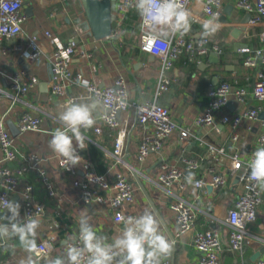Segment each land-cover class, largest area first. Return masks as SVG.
Wrapping results in <instances>:
<instances>
[{"label":"crops","instance_id":"0c3cea01","mask_svg":"<svg viewBox=\"0 0 264 264\" xmlns=\"http://www.w3.org/2000/svg\"><path fill=\"white\" fill-rule=\"evenodd\" d=\"M25 1L29 3V0ZM227 5L231 3L227 1ZM29 7L32 8V16L26 15L27 21L23 25L24 38L27 40L30 35L38 34L45 54L35 64L25 62L13 51L0 56V87L6 90L7 76L21 68H28L29 72L40 80L39 86L24 98V101L9 115L7 121L11 131L10 124L15 125L17 117L23 111H30L43 118L39 132L11 131L18 149L17 159L10 164L11 168L22 167L28 157H36L35 168H30L25 173L22 184L12 196V201L19 202L20 214L24 218L21 191L25 185L32 187L33 200L46 206L45 214L39 219L37 243L49 234L52 235L55 238L54 250L47 257L54 258L63 253L65 243H69L78 233L81 209L87 210L97 233L109 239L116 235L117 229L123 225L113 220L106 205L80 203L79 191L72 185L73 178L59 168L58 159L53 156L48 147L51 133L60 126L56 117L65 103L62 100H50L49 82L52 74L47 57L51 52V46L50 41L44 36V31L52 32L54 37L63 44L74 42L78 49L87 52L86 57L79 55L73 57L74 75L82 73L88 81L101 87L113 85L114 81L121 76L125 80L132 101L154 100L157 73L161 62L158 58L141 51L139 34L142 19L136 12V14L129 13V17L127 16L125 33L121 38L111 36L97 40L88 28L81 0H71L70 3L67 0H30V5L26 8ZM191 7L203 15V8L196 5V0L192 1ZM245 16V13L233 8L221 29L211 37L222 48V53L217 54L218 59L210 54L203 58L202 63L196 64L188 62L187 57L182 56L170 72L174 82L170 90L164 93L158 102L170 109L172 118L179 127L193 135L189 143L182 144L177 131L165 141L160 153H152L144 163H139L137 158L139 147L142 139L150 132V128L137 122L133 109L118 115L120 124L118 129L104 127L100 133H97L93 127L84 133L88 147L85 150H79L82 157V162L77 165L80 177H84L83 169L87 162L92 164L97 174L106 175L112 180L118 173L127 174L135 184V202L130 210L138 215L143 214L146 209L153 211L160 219L162 230L169 238V234L174 235L175 232L170 199L155 182L163 162L184 170L187 184L184 192L186 198L194 199L196 195L200 196L195 230H218L228 240L230 228L224 221L228 211L234 207L237 198L243 193V183L238 176L228 175L226 161H216L207 155L208 145H213L224 148L229 156L239 153L247 158L257 145L260 131L258 121L245 120L236 129L237 140H234V131L221 120L224 115L239 114L248 108L260 107L264 111V101L256 100L251 94L257 70L245 65L248 54L241 51L242 48L247 47L253 53L260 46V28L248 29L242 22ZM133 17L134 19L130 22ZM234 29H240L242 33L234 37ZM200 32V24L193 19L192 31L189 35L200 37ZM20 42L19 37L14 41L5 40L3 45L9 48ZM237 44L240 46H236ZM222 82L245 88L249 94L244 102L237 101L233 96L230 97L228 107L217 114L215 125L198 128L195 119L208 107L209 91ZM42 84L45 85L44 88L41 87ZM66 85L70 97L76 100L86 97L87 92L81 86L71 83ZM6 105V99L0 96V110L5 111ZM119 137L123 140L122 149L117 145ZM120 154L124 162L119 160ZM186 159H203L200 169L196 172L186 170L184 161ZM211 168L227 175L226 187L195 189L194 181ZM41 169L47 173L52 182L57 192L56 197L49 196L39 176ZM133 169L138 173L149 198L135 181ZM189 174L194 177L191 184L186 179ZM150 200L157 208L159 215ZM251 230L254 238L246 244L244 261L247 264H258L264 253H260L264 247V190L263 205L258 209L257 220L251 225ZM27 255L18 244L15 250L0 247V264H21ZM198 260L199 252L193 246V233H189L174 243V249L164 260V264H197ZM223 264H242L241 256L226 250Z\"/></svg>","mask_w":264,"mask_h":264},{"label":"built area","instance_id":"2783aa9c","mask_svg":"<svg viewBox=\"0 0 264 264\" xmlns=\"http://www.w3.org/2000/svg\"><path fill=\"white\" fill-rule=\"evenodd\" d=\"M192 1L184 0V3L192 11L193 19L198 24L213 13L219 16L220 21L227 1L238 11L251 15L250 20L245 25L248 29L260 28V46L253 53L247 47L242 48L241 51L248 54L245 58V65L257 70L251 94L256 100L264 101V0H217L216 3L209 5L207 9L203 8V15H200L191 7ZM205 3H207V0H205ZM27 6L28 3L25 0H0V56L13 51L25 62L35 64L42 59L45 53L38 34L30 35L27 40L24 38L23 25L27 21L25 13ZM134 10V7L129 4V0H116L114 28L111 36L122 37L125 33L127 16ZM220 23L221 25L224 24L221 21ZM148 31V27L141 21L139 47L141 51L158 58L161 62V67L157 73V84L153 101H132L125 80L121 76L114 81L113 85L101 87L94 82L88 81L82 73L74 75L72 71L73 57L75 55L86 57L88 56L87 52L83 49H78L74 42L63 44L54 37L52 32L44 31V36L50 41L51 46V52L47 57L52 74L49 82L50 100H62L66 103L67 100L74 99L69 96L66 83L80 86L79 82L82 80L87 81L89 84V89H85L87 92L86 96L97 93L111 94L116 98L115 102L110 106L112 109L109 113L111 122L98 118V122L94 126V130L97 133H100L104 127L118 129L120 126L118 115L121 112L133 109L137 122L150 128V132L142 139L139 147L137 157L139 163H144L152 153H160L165 141L173 133L179 131L182 144L189 143L193 136L189 131L179 127L172 118L170 109L160 105L158 102L161 96L170 90L174 82L170 72L174 68L176 61L180 57L186 56L188 62L200 64L205 56L213 53L218 55L222 53V48L219 44L213 42L212 38H209L201 45L200 37H194L189 34L183 37L177 35L166 45L153 44L147 35ZM19 37L21 38L20 43H16L9 48L4 47L3 41H14ZM161 49L164 50L163 53ZM7 78V89L4 90L0 87V96L7 101L5 111L0 110V198L12 200V196L22 184L25 173L30 168H35L36 157H28L22 167L11 168L10 164L17 159L18 149L7 121L9 115L24 101V98L39 86L40 80L36 75L31 74L28 68H21L8 75ZM124 94L127 96V104L121 107L118 98ZM248 94L247 89L233 86L228 82H222L213 87L208 93V107L195 119L196 126L205 128L215 125L217 114L228 107L230 97L233 96L237 101L244 102ZM262 112L264 111L260 107L248 108L239 114L224 115L221 119L223 123L228 124L234 131V140H237L236 129L245 120L259 122L260 131L257 145L247 158H244L239 153L229 156L224 148L208 145L209 153L207 156L216 161H226L228 175L238 176L243 183V193L237 198L234 207L228 211L224 221L230 228L228 240L218 230H195L200 196L196 195L194 199L184 196L187 184L183 169L165 162L159 168L155 182L170 199V209L175 223L173 241L177 243L184 235L193 233V246L199 252L197 264H222L223 254L226 250L238 253L241 256L242 264H247L244 261L245 247L247 242L254 238L251 225L256 222L258 209L263 205V190L257 188L254 182L248 180V163L252 153L257 148L264 147V118L260 119ZM42 123V117L30 111H23L17 117L15 126L20 133L28 131L39 132L41 131ZM195 138L199 139L196 136ZM117 145L122 149L123 140L121 137L117 139ZM78 154L81 156L79 150ZM118 158L121 162H124L121 154ZM184 161L186 170L196 172L200 169L203 159H186ZM58 165L64 173L73 178L72 185L79 191L81 204L91 205L97 203L106 205L113 220L120 224H122L121 217L138 215L130 210L135 202V184L127 174L118 173L112 180L106 175L97 174L92 164L87 162L83 169L84 177L81 178L77 165L68 166L61 159H58ZM39 176L49 196L56 197L57 192L47 173L41 169ZM90 176L91 180L89 179ZM226 185L227 175L217 172L213 168L208 169L201 178L194 181L195 189L199 190L209 186L213 189H220L226 187ZM21 196L24 217L28 214H35L41 219L46 212V206L33 200L32 187L30 185L24 186ZM0 211H3V209L0 208ZM2 214L0 213V215ZM77 235L78 233L72 237L69 243H76L75 238ZM54 241L55 238L49 234L48 237L37 243L39 247L38 259L42 261L44 257L53 252ZM258 264H264V253Z\"/></svg>","mask_w":264,"mask_h":264},{"label":"clouds","instance_id":"9594fccd","mask_svg":"<svg viewBox=\"0 0 264 264\" xmlns=\"http://www.w3.org/2000/svg\"><path fill=\"white\" fill-rule=\"evenodd\" d=\"M217 0H196V5L207 9ZM130 6L148 27L147 33L153 44H167L177 35L183 37L192 31L193 13L184 0H129ZM200 44L203 45L222 27L219 16L210 14L200 23ZM163 49L161 52L163 53ZM80 86L89 89L87 81ZM116 98L111 94H93L79 100L69 99L57 114L60 124L51 133L48 147L56 159L66 165H78L82 157L78 150L88 147L85 132L93 128L98 118L110 121L111 105ZM121 107L126 106L127 96L118 98ZM75 142V143H74ZM248 180L264 190V147L257 148L248 163ZM91 180V176L89 177ZM191 184L194 177L186 178ZM0 247L15 250L18 246L27 253L21 264H41L37 234L40 220L35 214L22 218L19 202L0 198ZM122 227L117 229L111 239L99 235L91 223L86 209H81L76 243H65L63 253L56 257H44L43 264H164L171 255L174 241L162 230L161 221L151 210L137 216L120 218ZM16 241L17 243H10Z\"/></svg>","mask_w":264,"mask_h":264},{"label":"water","instance_id":"95a60500","mask_svg":"<svg viewBox=\"0 0 264 264\" xmlns=\"http://www.w3.org/2000/svg\"><path fill=\"white\" fill-rule=\"evenodd\" d=\"M82 6L84 8L86 17H87V25L90 29L91 35L97 39H105L111 37L114 28V11L116 9V0H81ZM233 9L232 5H227L224 10V14L222 15L220 21L225 23L227 20V16L231 14ZM25 13L28 17L32 16V8H26ZM251 18L250 14H247L242 21L243 24H246ZM242 31L240 29H234L233 36L238 37ZM240 46V45H236ZM214 57L218 59V55L216 53L212 54ZM44 84L41 87L44 88ZM264 118V112L261 113L260 119ZM11 131L19 132L14 124H10ZM128 162V161H127ZM133 176L135 181L142 187L143 191L146 193L142 182L135 170H133ZM208 189H212V187H208ZM149 198L148 194L146 193ZM152 206L155 211L158 213L157 208L154 206L152 201L150 200ZM160 217V216H159ZM171 240H174L172 234H169ZM264 252V247L261 249L260 253Z\"/></svg>","mask_w":264,"mask_h":264},{"label":"trees","instance_id":"16d2710c","mask_svg":"<svg viewBox=\"0 0 264 264\" xmlns=\"http://www.w3.org/2000/svg\"><path fill=\"white\" fill-rule=\"evenodd\" d=\"M135 12H136V11L134 10V11H132L131 13L136 14L137 12H136V13H135ZM131 13H130V14H131ZM128 17H129V16H128ZM127 19H128V18H127ZM127 19H126V22H127ZM133 19H134V17L131 18L130 22H131ZM128 23H129V20H128ZM133 23H134V22H133ZM132 25H133V24H132ZM212 41L217 43V41H215L214 39H212ZM224 259H225V253L223 254L222 264L224 263Z\"/></svg>","mask_w":264,"mask_h":264},{"label":"rangeland","instance_id":"374dc122","mask_svg":"<svg viewBox=\"0 0 264 264\" xmlns=\"http://www.w3.org/2000/svg\"><path fill=\"white\" fill-rule=\"evenodd\" d=\"M69 3L71 2V0H67ZM28 5H30V0H29V3H28Z\"/></svg>","mask_w":264,"mask_h":264}]
</instances>
